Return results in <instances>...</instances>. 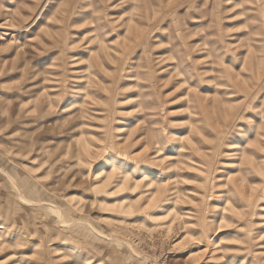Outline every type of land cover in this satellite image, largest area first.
I'll use <instances>...</instances> for the list:
<instances>
[{
	"label": "rangeland",
	"instance_id": "1",
	"mask_svg": "<svg viewBox=\"0 0 264 264\" xmlns=\"http://www.w3.org/2000/svg\"><path fill=\"white\" fill-rule=\"evenodd\" d=\"M0 27V264H264V0H0Z\"/></svg>",
	"mask_w": 264,
	"mask_h": 264
},
{
	"label": "bare ground",
	"instance_id": "2",
	"mask_svg": "<svg viewBox=\"0 0 264 264\" xmlns=\"http://www.w3.org/2000/svg\"><path fill=\"white\" fill-rule=\"evenodd\" d=\"M3 27V26H2ZM1 28V27H0ZM6 28V27H5ZM3 29V28H2ZM12 30V29H11ZM225 154L227 155V156H232V157H238V156H240L241 154H242V148H241V146H239L238 144H236V143H230V144H227V146H225ZM118 162H114V166L117 164ZM118 165V164H117ZM141 165V164H140ZM145 166V165H144ZM116 168H118V167H115V169L112 167L111 169H110V173H113L115 170H117ZM146 173H147V170H143V176H142V178H141V180H146L147 179V176H146ZM237 182H239L238 180H236V182L231 186V185H227V191H226V194L227 195H229V194H234L237 190H238V188H240V186L239 185H236V183ZM226 194L225 193H221V194H219L218 196H220V197H224V196H226ZM218 210H223L222 211V213H223V215L226 213V211L228 210L226 207H224L223 209H222V207L220 208V207H218V209H216V211H218ZM209 246V245H208ZM207 245L204 247V249L206 250V248L208 247ZM209 249V248H208Z\"/></svg>",
	"mask_w": 264,
	"mask_h": 264
}]
</instances>
